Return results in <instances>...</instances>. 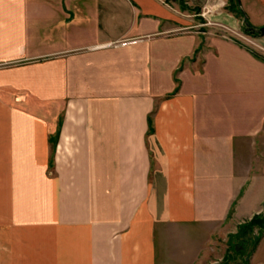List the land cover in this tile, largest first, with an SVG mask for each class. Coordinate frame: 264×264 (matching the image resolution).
<instances>
[{
  "label": "crops",
  "instance_id": "crops-1",
  "mask_svg": "<svg viewBox=\"0 0 264 264\" xmlns=\"http://www.w3.org/2000/svg\"><path fill=\"white\" fill-rule=\"evenodd\" d=\"M210 23L0 0V264L219 262L216 236L264 208V35Z\"/></svg>",
  "mask_w": 264,
  "mask_h": 264
},
{
  "label": "rangeland",
  "instance_id": "rangeland-1",
  "mask_svg": "<svg viewBox=\"0 0 264 264\" xmlns=\"http://www.w3.org/2000/svg\"><path fill=\"white\" fill-rule=\"evenodd\" d=\"M183 2L189 4L191 8H194V10H186L183 6ZM258 2L259 1L257 0H241V7L246 12L249 23L251 25L263 26L264 8L260 9V7H257ZM170 3L181 9V15L183 14L184 16H188V14H191V19L194 18L195 21L199 23L211 22L208 27H210L213 32L225 33L228 37H234L235 39L244 42V44L249 47H251L250 45L251 43H253V37H256L246 32L244 17H242L240 14H237L236 11H233L235 9L237 10V8H235V4L229 0H170ZM182 8L185 10H183ZM203 14H205L208 19H205ZM220 22H224L222 23L223 26L218 25V23ZM261 212H264V208ZM250 219H246L240 224L245 223ZM240 224L238 225L237 230L239 229ZM231 227L234 228V226ZM256 233L261 234L255 254V261L257 264H259L264 262V231H260L258 228H256L255 234ZM230 234L231 233L227 235L222 234L216 236L213 241V247L216 246L218 249L217 253L214 252V249H211L212 254H217L213 257V259L215 258L219 262L224 259V257L226 256L224 249H226L227 247L228 250V239ZM252 239L253 235L249 234L247 236L248 247L251 246ZM246 259L250 260L251 256H249L248 258L239 256L237 261L232 260V263L230 264H244V261Z\"/></svg>",
  "mask_w": 264,
  "mask_h": 264
},
{
  "label": "trees",
  "instance_id": "trees-1",
  "mask_svg": "<svg viewBox=\"0 0 264 264\" xmlns=\"http://www.w3.org/2000/svg\"><path fill=\"white\" fill-rule=\"evenodd\" d=\"M170 1V0H167ZM235 4V8L237 14H240L244 17L245 21V30L248 34L253 36H261L264 35V25L263 26H255L249 23L246 12L241 7V0H229ZM254 54L263 58L261 54L254 51ZM52 153V161H53ZM264 206V205H263ZM258 228L260 231H264V212H260L255 214L249 221L240 224L239 229L235 233H231L228 239V250L226 256L221 262H216L214 264H230L232 260L237 259L239 256L247 257L252 254L255 248L258 245L261 234L256 233L255 229ZM249 234L253 235V239L251 240V246L247 245V236Z\"/></svg>",
  "mask_w": 264,
  "mask_h": 264
}]
</instances>
